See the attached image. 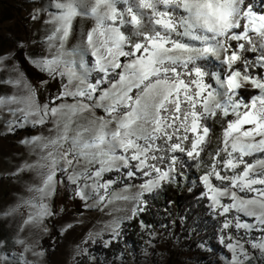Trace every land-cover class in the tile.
<instances>
[{"label":"snow or ice","instance_id":"obj_1","mask_svg":"<svg viewBox=\"0 0 264 264\" xmlns=\"http://www.w3.org/2000/svg\"><path fill=\"white\" fill-rule=\"evenodd\" d=\"M32 4L28 18L45 35L16 39L15 47L0 52V86L14 89L0 95V126L5 136L29 124L51 127L48 135L19 139L34 159L22 158L8 176L22 181L28 174L29 195L3 214L26 208L23 225L48 232L44 221L66 211L54 208L63 193L81 202L78 216L60 229L64 234L84 225L86 212L111 215L114 201L130 204L124 217L81 242L100 238L108 248L119 240L124 220L140 218L141 229L153 235L141 217L161 191L175 190L192 197L194 207L178 219L197 247H207L197 220L207 213L230 253L225 264H264V0ZM40 43L47 54L31 51ZM51 87L56 93L41 104V91ZM165 213L171 215L168 207ZM8 247V239H0V248ZM30 250L20 253L23 264H31ZM76 257L96 264L81 244L73 260L83 264ZM3 264H10L7 255Z\"/></svg>","mask_w":264,"mask_h":264},{"label":"rangeland","instance_id":"obj_2","mask_svg":"<svg viewBox=\"0 0 264 264\" xmlns=\"http://www.w3.org/2000/svg\"><path fill=\"white\" fill-rule=\"evenodd\" d=\"M32 7V0H0V52L15 47L16 39H43L45 35L43 27L41 26L40 32L37 33L33 22L28 18ZM31 51L47 54L46 45L43 43L38 44ZM24 67L28 79L35 82L37 78L36 74L27 65H24ZM13 91L14 89L10 86H0V95H3L4 92L10 94ZM50 91L54 95L57 89L56 87H51ZM48 99L49 94L47 91H41L39 96L40 103H47ZM4 115L3 112H0V122L3 121ZM48 127H51V124L45 128H40L39 126L33 128L29 124L23 129H19L15 135L5 136L3 134L4 129L0 126V239L7 238L9 242L7 250L0 248V264H3V257L5 255L8 256L10 264H23L20 253L24 252L25 246L31 249L25 253L26 259L31 264H75L73 260L75 245L81 244L82 247H87L88 244H93L89 242L87 245H83L81 242L86 239L89 231L104 230L105 224L111 223L118 217H124L126 215L125 210L131 207L130 204L114 201L109 208L111 215L96 211L86 212L87 222L84 225L76 224L71 230L61 234L60 229L63 225L73 222L74 218L81 211V202L78 200L75 206H79V209L63 215L56 221L55 226L61 234V239L57 251L51 257H47L42 248V240L52 231V218L44 221L43 227L48 229V232H44L35 225H23V221L27 217L28 209L26 208L20 209L15 215L5 216L3 212L8 211L12 204L17 201L18 197L29 195L24 188V182L29 179L28 174L24 175L22 181H17L15 178H9L8 176V172L12 170L13 164L21 163L22 158L34 159V157H31L29 149L19 144V139L25 136L37 135L40 132L48 135ZM121 188L115 189V193H119ZM115 193L112 194L114 195ZM67 201L68 204H74L73 200L70 201L68 197ZM22 225L23 230L21 231ZM105 235H108L106 230L103 231V237ZM233 235L237 234L233 232ZM239 235L244 236V230H241ZM251 235L259 236V233L253 231ZM151 238L140 262H136L133 259L121 260L118 258L117 264H206L205 261H199L200 257L208 255L206 248H199V252L197 253L189 252L185 247L181 246L177 239L171 236H164L159 232H155ZM16 240L24 241V245L16 244ZM98 240L100 238L96 239V241ZM226 251L227 255H220L218 262L212 264H225V256H230L227 249ZM33 252H43L44 255L36 256L33 255ZM91 257L95 258L96 264H113L104 260L102 256ZM78 258L83 257H76V259ZM89 262L91 264L90 260Z\"/></svg>","mask_w":264,"mask_h":264},{"label":"trees","instance_id":"obj_3","mask_svg":"<svg viewBox=\"0 0 264 264\" xmlns=\"http://www.w3.org/2000/svg\"><path fill=\"white\" fill-rule=\"evenodd\" d=\"M214 64L215 61L212 59L207 61L209 68H212ZM50 89L47 91L48 94L51 93ZM189 175H192V173L190 172ZM121 187L122 186L117 187L116 189ZM167 199H173L176 203L168 206L166 204ZM73 203V205L68 204L67 195L60 193L55 199L54 208L57 211L61 207L66 209L60 216L62 217L71 211L79 209V206H75L78 200H73ZM166 207H168L171 215L165 213ZM192 207H194L193 201L189 194H181L175 190H169L167 194H165L164 191H161L156 199L152 201L150 211L141 218L144 219L145 223L152 225L153 234L159 232L164 236H171L177 239L181 246L185 247L189 252L197 253L199 252V247H197L199 241L188 235L178 219L180 215H184L189 208ZM60 217L52 218V231L42 240V248L47 257H51L59 247L61 234L56 229L55 224ZM139 219L140 218L123 222L119 240L113 242L114 246L105 248L101 240L93 244H88L89 256H102L104 260L113 264H117L118 258L121 260L133 259L136 262H140L143 259V252L148 242L152 239V235H149L148 231L141 229ZM173 220L177 221L176 224L172 223ZM197 220L200 226V236L207 241L206 249L208 251V255L200 257L199 261H205L206 264L217 263L218 257L220 255H227V251L224 246L218 242L216 221L207 213H203L200 217H197ZM163 225H166L167 228L163 227ZM103 239H108V235H105ZM208 248L212 250L209 251ZM77 260H83V264H90L88 257L78 258Z\"/></svg>","mask_w":264,"mask_h":264}]
</instances>
